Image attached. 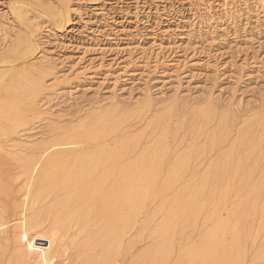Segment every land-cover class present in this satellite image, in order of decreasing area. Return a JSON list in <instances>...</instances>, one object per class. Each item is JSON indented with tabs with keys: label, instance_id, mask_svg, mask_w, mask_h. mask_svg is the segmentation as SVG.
<instances>
[{
	"label": "bare ground",
	"instance_id": "1",
	"mask_svg": "<svg viewBox=\"0 0 264 264\" xmlns=\"http://www.w3.org/2000/svg\"><path fill=\"white\" fill-rule=\"evenodd\" d=\"M54 1H14L16 31L0 49V136L12 137L34 121H45L50 131L57 129L45 143L32 144V137L0 142V258L8 249L5 264H52L69 251L66 264H119L118 259L123 262L136 241L146 237L150 245L139 251L141 261L136 257L133 263L243 264L250 240L255 250L250 253L253 260L247 261L264 264V239L254 244L264 230V114L228 142L237 119L229 106L218 114V105L208 102L185 118L179 117L175 104L140 123L143 113L154 111V102L146 96L142 111L130 112L113 102L98 114L92 111L97 115L85 117L87 121L56 128L61 120L50 104L58 100L60 80L54 77L48 86L41 72L42 67L51 71L54 64L38 42V19L45 17L63 29L72 4ZM176 116L180 121L171 126ZM133 121L141 125L133 127ZM203 161H208L206 174L198 186L196 179L203 173L196 172ZM14 165L15 173L9 174ZM254 176L256 181L250 183ZM230 191L232 197L242 191L244 195L223 219ZM44 221L51 226L42 228ZM196 228L197 238L192 239Z\"/></svg>",
	"mask_w": 264,
	"mask_h": 264
},
{
	"label": "rangeland",
	"instance_id": "2",
	"mask_svg": "<svg viewBox=\"0 0 264 264\" xmlns=\"http://www.w3.org/2000/svg\"><path fill=\"white\" fill-rule=\"evenodd\" d=\"M14 1L0 0L2 51L16 31L11 15ZM71 4L69 23L63 29L58 30L45 17L38 19L41 23L38 42L54 64L51 71H45V67L40 70L46 75V85H53L55 78L60 80L58 100L54 105L50 104L54 107V116L62 121L58 120L60 123L56 128L80 119L83 121L85 117L88 120L107 110L113 102L117 105L120 103V107L130 112L142 111L146 96H150L151 102L155 103L151 108L154 111L143 113L144 116L148 115L146 118L142 116L140 123L151 121L152 116L171 110L175 104L178 105L179 117L185 118L191 117L194 109L204 108L208 102H215L213 104L215 107L218 105L216 109L220 114L230 107L237 119L228 142L235 140L237 131L244 130L245 125L264 114V0H71ZM34 59L38 62L40 56L36 55ZM172 118L171 126L180 121L178 116ZM138 122L133 121V127H139L141 124ZM211 127L208 125V128ZM52 131L47 128L45 121H34L32 125L19 127L13 133V139L11 136H0V142L32 137V144L45 143L52 136L49 133ZM256 131L258 133L261 130ZM228 145L221 146L222 150ZM249 162L254 163V160ZM207 163L203 161L196 173L205 172L203 169ZM261 163H264V158ZM16 167L14 165L9 169V174H14ZM231 167H234V163ZM204 174H200L201 177L199 175V180L196 179L199 183L195 185L200 186V180L205 179ZM229 178L232 179L231 176ZM249 179L252 183L257 177ZM237 181L238 177L235 176L233 182ZM232 191L226 198L227 204L225 202L221 218H226L231 208L239 202V196L244 195L242 191L238 197L234 194L233 198ZM202 218L203 215L198 217L199 223ZM253 223L256 226L257 219ZM41 226L47 228L51 223L44 221ZM198 230L195 229L192 239L198 235ZM263 232L259 235L260 240L254 243L255 246L264 239ZM145 238L140 240L141 243L137 240L125 260L121 262L118 259L119 264L137 261L142 254L140 250L144 251L145 245H150L151 240ZM247 241L248 252L243 264L253 260V254L250 253L255 250V247L250 246L251 241L250 245ZM35 244L48 246L46 241H35ZM177 244L178 237H175ZM5 250L1 253V264H5V257L10 254V250ZM136 252L139 253L137 256ZM176 253L174 251L172 254L173 261L177 259ZM68 256L69 251L64 257L56 258L52 264H66ZM141 258H138L137 263Z\"/></svg>",
	"mask_w": 264,
	"mask_h": 264
}]
</instances>
